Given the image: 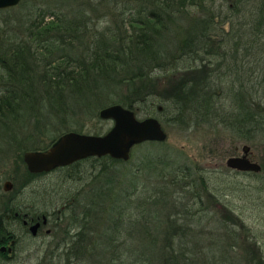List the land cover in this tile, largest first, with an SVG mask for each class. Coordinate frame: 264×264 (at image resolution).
I'll use <instances>...</instances> for the list:
<instances>
[{"label": "trees", "instance_id": "16d2710c", "mask_svg": "<svg viewBox=\"0 0 264 264\" xmlns=\"http://www.w3.org/2000/svg\"><path fill=\"white\" fill-rule=\"evenodd\" d=\"M44 2L59 11L43 14L34 5L28 18L25 14L20 20L18 14L15 22L22 25L23 37L13 46L6 44L8 57L0 59L1 77L12 84L0 93V134L2 144L14 141L13 153L20 162L22 150L44 149L68 131L83 133L76 126L58 131L46 144L33 140L48 123L67 126L69 120L78 121L70 118L76 110L97 116L98 109L108 104L158 119L160 105L161 112L170 109L169 122L185 121L186 127L218 124L236 139L258 138L264 145V70L258 79L251 67L253 59L257 65L264 57V0ZM191 8L198 11L193 13ZM104 17L107 25L98 27V19ZM25 115L32 121V133L9 136L8 121L18 122ZM159 145L161 141L135 144L126 160L93 156L54 168H75L74 173L62 175L60 182L78 180L80 194L75 200L77 210L71 205L59 216L65 221L63 230L34 250L36 264H200L204 254L195 251L197 244L187 245V237H197L205 229L203 219L223 195L220 184L228 168L211 176V170L196 164L178 163ZM83 163H88V169L78 170ZM260 165L259 172L247 173L261 176L264 158ZM21 174L26 180L46 175L26 169ZM233 185L224 187L235 189ZM22 187H14L5 199L0 193V246L11 247L10 253L0 252V259L15 257L19 239L6 225L20 224L25 230L14 212L34 219L46 215L47 206L69 199L62 192L48 196L47 190L38 189L31 197L40 207L19 205L12 199L19 198ZM178 192L181 200L175 198ZM220 207L223 219L246 230L227 204ZM28 235L31 240L37 237ZM227 237L238 239L231 231ZM241 244L242 253L225 261L221 259L223 244L216 260L264 264L255 238L246 236ZM228 248L226 243L225 251Z\"/></svg>", "mask_w": 264, "mask_h": 264}, {"label": "rangeland", "instance_id": "374dc122", "mask_svg": "<svg viewBox=\"0 0 264 264\" xmlns=\"http://www.w3.org/2000/svg\"><path fill=\"white\" fill-rule=\"evenodd\" d=\"M34 5L39 6V11L43 14L46 11L56 13L59 11L58 8L55 9L56 7H49L44 2V0H20V3L13 6L12 9L0 10V59L8 57V53L5 56L6 44H8L9 47L13 46L17 43L18 39H22L23 37L24 33H19V29H22V25H19L15 22L17 15H21V20L25 14L27 15L28 12L31 13L34 11ZM62 11H64V9H62ZM191 11L194 13L198 10L191 8ZM86 12L87 14L89 13L87 9ZM46 16L47 15L42 16L44 20L46 19ZM63 18L65 17L63 16ZM95 20H97V18ZM105 25H107V17L98 19V27H103ZM90 27L91 26H89V28ZM223 28L224 30H227V24H224ZM11 37H13V39ZM247 58L252 60L251 57ZM238 59H241L240 55H238ZM257 62L258 64L255 65L256 61L253 59L251 62V67L255 68V77L259 79V74L262 70H264L263 55ZM249 65L250 64L248 63L247 66ZM245 66L246 65H244L243 67L245 68ZM245 69L250 70L248 68ZM39 71H41L40 66L38 67V73ZM1 75L2 72L0 70V93L3 89L2 87L10 83L7 82L4 77L2 78ZM38 83L39 82H37V85ZM13 87L14 89L16 88L14 84ZM21 103L22 102L20 100V104ZM157 107H160V109L158 110L160 119H158L157 117L155 118L158 120L165 133V138L161 141L162 145H159V147L166 150L170 158L173 156V158L177 159L178 163L182 164L183 162H188L187 164L190 165L196 164V166L205 168L206 170H211V176H219L220 173L224 172L223 168L225 167V159L229 156L240 155L241 146L245 144L249 147L250 150V155H248V157H250L251 160L256 161L259 164L261 170L262 167L260 163L264 158V145L258 138H254V140H252L251 142H244L242 140L236 139V137L231 135L229 131L223 129L222 126L218 124L213 126L207 123H200L197 126L192 125L186 127L185 121H181L182 123L169 122L167 120L168 117L171 116L170 109H168L167 112H161V106L157 105ZM130 110H132L134 116L137 119L144 118V115L139 110ZM67 111H69V109ZM81 114H83L82 118ZM81 114L78 110H76L73 114L75 116H72L70 118H79L78 121L69 120L67 126L64 125L60 127H51L54 123H48V127H43L41 129H45L43 134H41L40 131V135H35L33 140L38 139L41 140L43 144H46L49 138L58 131H64L65 129L76 126H78L77 128H81L83 130V133L85 134H102L111 126V121L109 119H101L99 118L98 114L97 116H92L88 111H84ZM66 116H68V114ZM8 122L9 123L7 125L9 127V136L13 135L16 138V136L20 137L26 135V133H32V127L30 125L32 121L26 115L25 117H21L20 121L18 122ZM2 138L3 137L0 134V193L5 194L3 199L7 198V196L14 190V187L22 185L23 187L20 190L21 192L19 198H14L12 200L19 201V205L23 206L30 204L36 205L37 203H34L35 200L31 197V195H33V193L38 189L44 190L45 193L47 190L46 195L48 196H53L54 193H57V195H59L62 192L61 194H66L69 198L81 185L78 180H67L65 182H60V178L62 175H64L65 173H74L76 171L75 168L60 171L56 170L45 173L46 175H42L39 177L36 176L35 178L26 180V177L21 174V172H24L25 165L23 161L20 162L19 159L17 160L14 156L15 154L13 153L12 145L14 144V141H8L5 145L2 144ZM18 139L19 138H17L16 140ZM24 151L26 150H22L20 152L21 155ZM76 168L81 171L87 170L88 163H83ZM225 172L226 176L223 177V181L220 184L223 195L218 198L217 202L212 203L211 206L213 207V211L208 212L205 215L203 219L205 229L202 231V233L198 234L197 237H195L194 234L187 237V245L190 243H192V245L193 243L197 244L199 248L195 251L199 253V255L201 253L204 254L198 260L200 264H214L213 262L215 261L216 264H224V262L216 260V258L217 256H219L221 251L219 247L223 246V244L226 246V243H228L229 248L226 251L225 246H223V248L225 253L228 255H226L223 251V258L221 259H224L225 261L226 257L240 255L242 253L243 247V244H241V242L246 236L255 238L257 240L264 258V186L261 185V182L262 184H264V172H261V176L259 175L256 177L251 176L250 173L247 172L234 173V170L232 169H228V171ZM10 176H12L13 178L15 177V181L12 180L13 178H11ZM213 178L215 179V181H219V177ZM4 181H8L11 184V188L7 191L2 190ZM231 183L235 184L236 188ZM225 184L233 185L235 189H227L224 187ZM175 198L181 200L182 196L180 192L175 193ZM220 203L227 204L232 213L238 215L239 218H241L244 226L246 227V230H241L237 224L232 223L227 218L223 219L222 207H220ZM37 207L40 206H38L37 204ZM49 207L52 208V206H47V208ZM214 212L216 213V215L214 214ZM210 214H213L215 218L212 219ZM64 222L65 221L63 219L59 218L57 223L59 230H57L56 226L55 230H53L49 235H44L43 232L39 231L37 237H35L34 240H31L29 238L27 229L24 230L20 224L18 225L16 223H11L9 225H6L7 231L14 233L16 236H19V239L15 250V257L12 260L0 259V264H36V261L34 259V250L37 247L43 248L44 244H47V241H51L53 239L51 238L53 235L59 234L64 228ZM191 225L193 226L194 224L191 223ZM188 229L190 230V228ZM199 229L201 230V225L199 226ZM230 231L232 235H236V237L238 238L237 241H233L231 238L227 237ZM187 252H190L188 254H191L192 250L189 249L187 250ZM211 255L214 256V261L212 262L211 260L209 263V258L211 257ZM233 263L237 264L235 262ZM240 264H244V262L242 261V263Z\"/></svg>", "mask_w": 264, "mask_h": 264}, {"label": "water", "instance_id": "95a60500", "mask_svg": "<svg viewBox=\"0 0 264 264\" xmlns=\"http://www.w3.org/2000/svg\"><path fill=\"white\" fill-rule=\"evenodd\" d=\"M20 0H0V9L13 7ZM160 107H157L159 110ZM99 118L109 119L111 126L102 134H85L69 131L41 150H26L22 152V161L29 173L48 172L56 167L67 166L77 160L87 157L108 156L112 159L126 160L130 148L145 141H162L165 133L155 117L147 116L137 119L132 110L120 105L110 104L100 108L97 112ZM240 155L229 156L224 165L228 169L240 172L257 173L260 166L248 157L250 150L242 145ZM11 188L8 181H4L2 190ZM41 223H45L42 215ZM39 221L30 224L29 233L35 234ZM48 231V230H46ZM9 243H12L10 241ZM11 252V247L0 246V252Z\"/></svg>", "mask_w": 264, "mask_h": 264}, {"label": "flooded vegetation", "instance_id": "af4514ba", "mask_svg": "<svg viewBox=\"0 0 264 264\" xmlns=\"http://www.w3.org/2000/svg\"><path fill=\"white\" fill-rule=\"evenodd\" d=\"M54 169H52L53 171ZM51 170L48 172H52ZM236 171V170H235ZM45 172V173H48ZM239 172V171H238ZM79 188V189H78ZM74 193L72 194L71 197H69V199L67 201H65L63 204H59L56 207H54V205L52 206V208H48L46 211V215L44 214H39V216L34 217V219H32L31 217L27 216L24 213H19L17 215L16 212L13 213V216H18L20 219L21 224L25 227V229H27V231L29 232V227L30 224L36 221H39V226L37 227L35 234L34 235H38V232L41 231L43 232V234L45 235H49L53 230H55L56 224L58 223V219L59 216L62 212H66L67 208L70 207L71 205L73 206V208L77 207V203H75L76 197L79 196L78 193L80 194V186L78 187ZM54 207V208H53ZM77 210V208H76ZM45 217V223L42 224L40 221L41 216ZM48 230V231H46Z\"/></svg>", "mask_w": 264, "mask_h": 264}, {"label": "bare ground", "instance_id": "6f19581e", "mask_svg": "<svg viewBox=\"0 0 264 264\" xmlns=\"http://www.w3.org/2000/svg\"><path fill=\"white\" fill-rule=\"evenodd\" d=\"M45 173V172H44Z\"/></svg>", "mask_w": 264, "mask_h": 264}]
</instances>
